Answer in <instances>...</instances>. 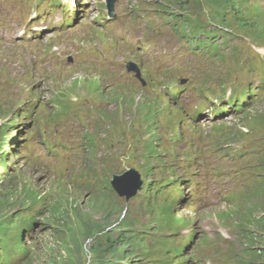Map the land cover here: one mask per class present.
<instances>
[{
  "label": "rangeland",
  "instance_id": "rangeland-1",
  "mask_svg": "<svg viewBox=\"0 0 264 264\" xmlns=\"http://www.w3.org/2000/svg\"><path fill=\"white\" fill-rule=\"evenodd\" d=\"M54 1L0 0V126L17 130L4 143L17 172L0 168V223L30 190L53 208L25 238L28 259L0 264H264V83L254 78L259 99L245 109L212 118L198 107L235 99L233 86L248 93L246 72H264V0L238 4L256 16L252 41L232 32L212 42L187 26L185 43L175 14L214 15L212 0H117L115 19L104 0H76L73 13ZM139 58H170L168 73L163 60L143 87L124 66ZM127 166L144 183L130 200L109 186Z\"/></svg>",
  "mask_w": 264,
  "mask_h": 264
},
{
  "label": "clouds",
  "instance_id": "clouds-1",
  "mask_svg": "<svg viewBox=\"0 0 264 264\" xmlns=\"http://www.w3.org/2000/svg\"><path fill=\"white\" fill-rule=\"evenodd\" d=\"M29 195H30L31 201L21 202L19 205H22V206L19 210V213L16 215V219L14 217H12L9 224L6 225L7 230H8L7 235L9 237V239L15 243L14 245H10L11 247H10L8 254L10 255V254L15 253V252H21L22 250H26V247H27V248H29L30 252L27 254L28 256L26 257V259H28V257L32 253L31 239H29L30 241H28L27 243L25 242V238L27 237V235L32 234V233H27V230L30 228H33L34 231L38 230L39 225H35V219L37 217L41 218L42 213H44L48 210L51 211V209H53L51 205H48V203H46L45 201H42V200L38 203L39 209L35 208L34 202L40 200L39 198H37L39 196L36 192H33V190L29 191ZM122 195H124L122 197H124L126 200H130L134 196H136V195H132L130 198H128L126 194H122ZM34 198H37V199L34 200ZM63 204L66 205L64 202L60 204V209L56 211L58 214L61 213L60 210H61V207L63 206ZM122 225L125 226L126 223L123 222ZM112 245H113V243L111 245H109V248H111ZM259 253H260L259 251L257 253H254L252 258H256L259 255ZM248 258H251L250 255L248 256ZM3 261L9 262V260L6 257ZM122 261L123 260H119V259L111 260V262H113V264H122ZM251 262H252V260H251ZM251 262H250V264H251Z\"/></svg>",
  "mask_w": 264,
  "mask_h": 264
},
{
  "label": "trees",
  "instance_id": "trees-1",
  "mask_svg": "<svg viewBox=\"0 0 264 264\" xmlns=\"http://www.w3.org/2000/svg\"><path fill=\"white\" fill-rule=\"evenodd\" d=\"M212 1H213V4L215 6L219 5V6L223 7V9L225 10L222 13L221 12L219 13L217 11L215 13L216 15L212 16L215 19L219 18L220 20H222V16H225V14L227 13L228 10H232L233 9V11L238 13L235 16V20L233 21V24H236L238 26H240L241 24L242 25H246L244 22L253 20L251 15L243 17V15L241 14V8L238 6V1L239 0H212ZM231 22H232V19L227 21L226 23L227 24H231ZM1 149H2V144H0V150ZM261 218L263 219L264 215ZM261 222L262 223H260L259 226L262 227V229H264V221H261ZM1 225H2V223H1ZM9 241H10V239H9V237L7 235L6 228L3 229V230H0V247L3 249V251H6L8 249ZM105 264H113V262L108 261Z\"/></svg>",
  "mask_w": 264,
  "mask_h": 264
},
{
  "label": "water",
  "instance_id": "water-1",
  "mask_svg": "<svg viewBox=\"0 0 264 264\" xmlns=\"http://www.w3.org/2000/svg\"><path fill=\"white\" fill-rule=\"evenodd\" d=\"M126 173L125 176H122ZM113 183L121 194H126L128 198L135 195L138 189L142 186V179L140 173L131 168L126 170L123 174H114Z\"/></svg>",
  "mask_w": 264,
  "mask_h": 264
},
{
  "label": "bare ground",
  "instance_id": "bare-ground-1",
  "mask_svg": "<svg viewBox=\"0 0 264 264\" xmlns=\"http://www.w3.org/2000/svg\"><path fill=\"white\" fill-rule=\"evenodd\" d=\"M106 63L108 64L109 63V61L108 60H106ZM42 66H45V64L44 63H42ZM126 175V173L124 174V175H122V176H125Z\"/></svg>",
  "mask_w": 264,
  "mask_h": 264
}]
</instances>
